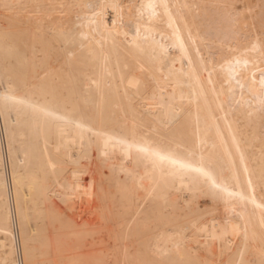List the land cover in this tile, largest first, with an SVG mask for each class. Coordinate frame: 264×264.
Segmentation results:
<instances>
[{"label": "bare ground", "instance_id": "obj_1", "mask_svg": "<svg viewBox=\"0 0 264 264\" xmlns=\"http://www.w3.org/2000/svg\"><path fill=\"white\" fill-rule=\"evenodd\" d=\"M0 0V264H264V0Z\"/></svg>", "mask_w": 264, "mask_h": 264}, {"label": "rangeland", "instance_id": "obj_2", "mask_svg": "<svg viewBox=\"0 0 264 264\" xmlns=\"http://www.w3.org/2000/svg\"><path fill=\"white\" fill-rule=\"evenodd\" d=\"M240 3H238V6H241L242 3H244V0H240ZM242 2V3H241Z\"/></svg>", "mask_w": 264, "mask_h": 264}]
</instances>
